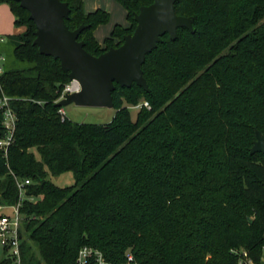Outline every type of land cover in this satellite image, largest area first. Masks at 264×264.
<instances>
[{"label": "trees", "instance_id": "16d2710c", "mask_svg": "<svg viewBox=\"0 0 264 264\" xmlns=\"http://www.w3.org/2000/svg\"><path fill=\"white\" fill-rule=\"evenodd\" d=\"M62 1L68 27L86 25L79 40L98 56L133 33L135 14L154 0H119L130 26L116 25L104 45L94 32L110 13ZM0 3L26 26L13 49L22 65L0 73V97L17 118L8 154L0 150V206L21 204V264H74L85 245L112 264H239L243 252L260 264L264 153L251 148L256 130L264 135V0H178L193 31L179 28L175 41L165 34L146 56L150 92L115 83L107 123L60 112L68 73L34 44L30 12ZM141 100L150 108L133 120L129 107ZM69 171L71 186L50 180ZM0 264H12L7 253Z\"/></svg>", "mask_w": 264, "mask_h": 264}, {"label": "water", "instance_id": "95a60500", "mask_svg": "<svg viewBox=\"0 0 264 264\" xmlns=\"http://www.w3.org/2000/svg\"><path fill=\"white\" fill-rule=\"evenodd\" d=\"M30 12L36 25L34 44L43 55L59 59L69 80H76L81 90L69 93L57 102L59 107L72 103L78 106L113 108L115 83L131 87L136 83L146 91H151L142 69L146 56L151 53L163 36L169 34L171 40L178 38V29L185 27L193 31V19L176 12L178 0H154L140 7L135 14L137 26L133 33L123 38L118 47H111L96 56L85 49L79 40L86 25L71 30L66 20L70 7L62 0H16ZM264 153V135L256 130V140L251 153Z\"/></svg>", "mask_w": 264, "mask_h": 264}, {"label": "built area", "instance_id": "2783aa9c", "mask_svg": "<svg viewBox=\"0 0 264 264\" xmlns=\"http://www.w3.org/2000/svg\"><path fill=\"white\" fill-rule=\"evenodd\" d=\"M2 39L0 38V44ZM4 60L2 53L0 52V73L3 72V66L1 61ZM81 90V85L78 81H69L63 88L60 97L57 101L64 99L67 94L78 92ZM146 106L150 108L148 101H143L138 107ZM0 112L2 114V125L6 129V135L0 137V150L4 152L5 155L8 154V149L14 141V132L16 128V114L10 105V98L6 95L0 97ZM60 112L63 115H67L64 108L61 107ZM30 180H25L24 182H18V186L22 195L25 196L24 185L30 184ZM20 203L15 206H0V244L4 248L7 255L12 259V264H21V242L23 239L22 228L24 215L20 212ZM11 208L13 212L11 214H6L2 212L4 208ZM128 260L133 261L134 257L129 254ZM74 264H112L104 253L92 246L85 245L80 248L77 258ZM239 264H255L254 261L249 258L247 252H243Z\"/></svg>", "mask_w": 264, "mask_h": 264}, {"label": "rangeland", "instance_id": "374dc122", "mask_svg": "<svg viewBox=\"0 0 264 264\" xmlns=\"http://www.w3.org/2000/svg\"><path fill=\"white\" fill-rule=\"evenodd\" d=\"M101 4L103 5V7L101 8L107 10L110 13L109 21L105 24H102V26L99 25L100 27L98 26L99 29H101L98 31L99 37L102 38L101 43H103L105 41V38L111 34V32L113 31L116 25H122V26L127 25L129 19L126 8L121 4L119 0H101ZM102 31H104L103 35H102ZM4 44L6 50L3 53L4 60L1 61V65L4 66L5 68L20 67L22 64L16 61L13 55V49L15 43L9 41ZM142 102L143 100H141V103ZM63 108L69 119L81 123H107L110 120H112L114 114L116 113V109L114 107L107 108V107H95V106H78L74 103L65 106ZM129 108L132 114V119L135 120L140 107L130 106ZM50 180L56 185L61 187L71 186L75 183L74 174L70 171L65 172L58 176H50ZM30 199L36 201L39 198L31 197ZM2 212L6 214H11L13 210L7 207L4 208ZM24 231H25V227L23 225L22 234H24L25 236ZM5 253L6 252L4 248L0 244V260L4 258ZM260 264H264V249L262 251Z\"/></svg>", "mask_w": 264, "mask_h": 264}, {"label": "crops", "instance_id": "0c3cea01", "mask_svg": "<svg viewBox=\"0 0 264 264\" xmlns=\"http://www.w3.org/2000/svg\"><path fill=\"white\" fill-rule=\"evenodd\" d=\"M101 7H103V5L101 4V0H84V9L87 13L93 12ZM100 26H102V24ZM128 26H130V22H128L127 25H124V27H128ZM99 27L96 28L94 34L97 41L100 44L104 45V42L101 43L102 38L99 37L98 31L101 30L99 29ZM25 30H26L25 26L18 27L15 25V16L10 6L7 3H0V38L2 39V42L0 44V52L2 53V55L6 50L4 43L12 41V43H15V45L18 44L20 41L19 35L22 34ZM103 33L104 31H102V35Z\"/></svg>", "mask_w": 264, "mask_h": 264}]
</instances>
